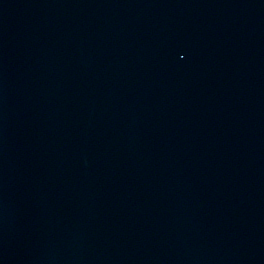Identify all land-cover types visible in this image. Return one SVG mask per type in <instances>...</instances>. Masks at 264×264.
<instances>
[{
	"label": "water",
	"instance_id": "95a60500",
	"mask_svg": "<svg viewBox=\"0 0 264 264\" xmlns=\"http://www.w3.org/2000/svg\"><path fill=\"white\" fill-rule=\"evenodd\" d=\"M0 264H264V0H0Z\"/></svg>",
	"mask_w": 264,
	"mask_h": 264
}]
</instances>
